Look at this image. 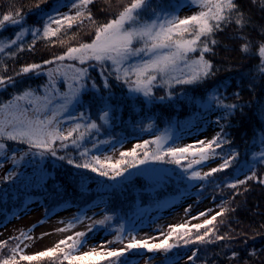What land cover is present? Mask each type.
Masks as SVG:
<instances>
[{
  "label": "snow or ice",
  "instance_id": "1",
  "mask_svg": "<svg viewBox=\"0 0 264 264\" xmlns=\"http://www.w3.org/2000/svg\"><path fill=\"white\" fill-rule=\"evenodd\" d=\"M41 3H47V0H41ZM93 3L94 0H55L51 9H41L37 13L42 21V28L26 26L28 13L21 8H15L14 11L10 8L6 14L0 15V32L6 26L19 27L12 38H0V53H4L13 45L16 46L15 51L7 53L10 58H15L17 52L25 50L21 42L29 32L32 42L28 50L32 51L37 40L41 39L53 44V38H57L58 42L64 45V39L58 34L63 32L67 35L74 26L83 29L85 21H88L91 30L94 31L90 42L68 46L62 54L55 55L42 64L22 66L12 76L3 75L7 71V65L0 60V91L14 86L18 82L17 77H24L30 73L35 76L44 75L47 78L38 88L25 87L14 92L6 101H0V167L3 166V162H10L13 166L8 174L0 178V184L18 182L22 193L31 189L47 192L48 181L54 179L52 172L35 161L36 158L43 161L48 157L64 161L77 170L69 172L67 180L70 184H77L82 192L87 190V181L92 178L86 173L118 181L119 178L127 179L125 173L129 172V169L149 162L174 164L185 174L187 180L205 182H210L209 178L215 173L231 167L239 154L234 149L229 150L227 154L218 151L231 143L221 121H229L227 126L230 127V118L237 111L243 115L244 109L251 107V103L239 102L241 80H237V88L231 93V96L235 97L233 102H228L230 97L227 93L231 78L219 82L199 98L189 96L187 91L173 93L172 89L177 86L200 85L213 79L221 71L208 56L216 55V47L220 44L216 34L234 24L236 34L231 39L242 41L240 52L258 58V63L250 70L251 79L248 85L255 98L254 83L257 79H264V40L256 42V52L253 53V42L244 33V29L252 27L253 22L240 9L236 0H169L166 4L163 0H130L107 22H99L93 17L89 7ZM251 3L253 5L259 3L261 10L264 11V0H251ZM36 7L39 8V4ZM184 7L196 8L197 11L181 17L179 13ZM61 8L68 10L61 11ZM258 31L260 35H264V26H260ZM77 34L74 33L73 36ZM47 65L53 67L45 68ZM92 70L98 72L100 85L91 75ZM244 76L245 74H241V79ZM112 81H115L116 85H122L126 89V94L122 93L117 97L112 91L114 86ZM156 88H163L165 95L156 98L154 96ZM89 93L91 99L85 101L83 97ZM176 96L188 100L198 109L186 121L181 122L184 128H191L197 121H206L208 114L218 111L220 115L214 123L219 125L220 130L211 139H198L186 145L178 143L182 139L179 134L173 136L169 130H165L155 135V139L134 144L130 150L119 151V158L114 161L112 155L101 152L100 148L103 145H111L113 152L118 151L117 145L122 147L123 139L99 141L93 139L91 148L85 146L89 137L98 135L102 127L110 128L113 121L119 119L122 101H134L137 97H143V102L151 104L156 99L160 102L171 101ZM113 100H117V103L113 104ZM93 105L96 106L99 123L92 120L89 115ZM258 112L260 113L258 118L264 123V105L260 106ZM153 127L154 125L149 123L142 130L148 131ZM7 142L26 145L27 150H21L17 159L15 150L10 151ZM252 144L257 146L258 150L251 154L250 161L247 162L251 174H245V179L226 182L223 187L237 189L247 181L264 184V178H258L255 170L257 165H264V127L254 129ZM69 148L77 150L79 159H74L67 153L66 150ZM60 151H65V155H58ZM26 157L31 158L29 163L34 167L30 175L19 171L20 162ZM216 159L222 161L217 167H212L207 172L196 169V166L206 165L208 161ZM62 190L64 185L58 182L53 184L55 194ZM0 193L2 202L7 192L0 189ZM31 201L32 197H28L23 202V207L27 208ZM228 210L226 207L221 208V211L212 215L210 219L191 227L188 222L170 226L167 234L161 232L163 239L158 243H150V240L159 238H139L134 229H126L124 224H120L114 229L115 236L107 241V244H122V248L107 249V246L102 244L101 251L93 248L78 255L80 248L87 243L88 233L110 225L113 219L111 215L105 214L102 219L95 220L86 217L82 211L72 220L62 222L65 226L58 228L57 231L68 232L75 228L77 223H83L88 219L91 222L87 225V232L77 231L60 240L54 247L34 255H26L20 248V243H23L21 237L33 239L29 233L21 232L19 237H15L19 243L10 249L12 255L0 257V264H20L21 261L33 264L44 258H48L51 264H64L65 261L67 264H99L97 258L108 257L114 258L109 264H127L126 260L120 258L132 250L139 249L163 252L167 259V253L179 247L180 241L186 246L234 239L235 237L227 234H217L215 227H208L213 225L217 216L224 215ZM185 211L187 213L188 209ZM206 215L207 213L201 212L193 219ZM193 228L197 233L201 229L207 230L193 237ZM170 240L176 242L169 243ZM6 246L7 241L0 242V250ZM29 246L24 245L25 248ZM196 255L197 252L193 251L188 260H193ZM17 256L19 259H16ZM237 257L236 252L231 254V259Z\"/></svg>",
  "mask_w": 264,
  "mask_h": 264
},
{
  "label": "trees",
  "instance_id": "2",
  "mask_svg": "<svg viewBox=\"0 0 264 264\" xmlns=\"http://www.w3.org/2000/svg\"><path fill=\"white\" fill-rule=\"evenodd\" d=\"M54 2L55 0H47V3H41V0H0V15L6 14L10 8L13 11L15 8H21L25 13H28L26 26L42 28V21L38 18L37 13L41 9H51ZM128 2L130 0H94V3L89 7L97 21L107 22L108 19L113 18L122 10L124 3ZM163 2L166 4L169 0H163ZM236 2L253 22L252 27L244 29V33L253 42L252 52L255 53L256 42L264 40V35H260L258 31L260 26H264V11L261 10L259 3L253 5L251 0H236ZM37 4H39V8L36 7ZM84 24L83 29H78L77 26H74L68 31L67 35L63 32L58 34L60 38L64 39V45H61L57 38H53V44L41 39L37 40L34 50L29 51L28 46L32 41L28 42L24 46V51L17 52L15 58H9L4 61V64L7 65V71L3 75L12 76L22 66L32 63L42 64L43 61L62 54L68 46H76L79 42H90L94 36V31L91 30L88 21H85ZM18 30V26H6L0 32V38L10 39ZM74 33L78 34L73 36ZM30 34V32L27 33V35ZM235 34L236 26L234 24L229 25L223 32L216 34L220 44L216 47V55L208 56V58L216 66L220 67L221 71L213 79L196 86H177L172 89L173 93L187 91L189 96L199 98L204 96L207 91L211 90L219 82L231 78V85L227 89L230 97L228 102L235 100L231 93L237 88V80H241V99L239 102L241 104L251 103V107L244 109L243 115L237 111L230 118V127L227 126L229 121H221L225 125V132L228 133V139L231 143L224 145L223 149H218V151L227 154L229 150L234 149L239 154L238 159L226 171L215 173L213 177L209 178L210 182H205L195 197L197 200H201L211 196L218 201L219 210L217 212H220L221 208L224 207L229 209L224 215L217 216L213 225L208 227H215L219 235L227 234L235 238L215 241L210 244H188L186 246L183 241H180L179 247L167 253V259L165 253L160 252V255H162L159 260L160 263L168 262L172 264L177 262L178 258L187 255L188 252L192 255V252L196 251V257L190 260L192 264H264V184L256 181H247L246 184L239 185L237 189L223 187L239 171L247 167L251 154L258 150V147L252 144L254 129L264 127V123L258 118L260 114L258 109L261 105H264V79H257L254 83L255 98L248 87L251 79L250 70L258 63V58L255 55L246 56L240 52L239 48L242 41L231 39ZM51 67L53 66H45V68ZM227 68L232 70L225 71L224 69ZM241 74H245L243 79H241ZM91 75L96 78L97 84L100 85L98 72L92 70ZM16 79L18 82L14 86H9L5 91L0 92V95L3 96L2 101H6L14 92H18L25 87L38 88L45 83L47 78L44 75L35 76L30 73L27 76L17 77ZM112 84L114 85L112 91L117 97H120L122 93L126 94V89L122 85H116L115 81H112ZM163 95H165L163 88L154 89L156 98ZM83 99L89 101L91 94L84 95ZM112 102L115 104L117 100ZM121 103L123 106L122 111L118 113L119 119L113 121L110 128L102 127L98 135L89 137L85 143L86 147L91 148L93 139L97 141L101 139L120 140L124 137H143L147 135V140H152L155 139V135L165 132V130H169L173 136L176 134L182 136L185 131L203 127L215 113L208 114L206 121H197L191 128H184L181 122L186 121L198 109L193 103L186 99H181L179 96H176L171 101L165 100L164 102L156 99L151 104L143 102V97H137L134 101H122ZM89 115L92 120H96L99 123L95 105L90 109ZM149 123H152L154 127L148 131H143L142 129ZM7 145L10 151L15 150L18 155L21 150H27V147L22 144L7 142ZM150 147L152 146L150 145ZM66 151L74 159H79L76 149L69 148ZM58 155H65V151L58 152ZM28 159L30 160L31 158L28 157ZM35 163L52 172L54 179L48 181L47 192L31 189L26 193H22L19 190L18 183L8 182L0 184V189L7 192V196L0 202V224L25 211L26 208L23 207V202L28 197H32V201L41 205V215L44 218L50 216L64 204H69L78 211L98 204L102 209V216L99 219H102L105 214L113 217L111 224L103 227V230L107 232L110 230L115 233L114 229L119 227L120 224H124L127 229L143 213L156 211L163 207L166 202L184 196L191 191L193 183V181L187 180L185 174L174 164L149 162L140 169V171L144 169L140 174L133 170L134 168H131L129 172L125 173L127 179L119 178L118 181H110L104 177L86 173L92 178L87 181V190L82 192L77 184L68 183L67 174L77 170L66 162L48 157L43 161L36 158ZM255 170L258 178H264V165H257ZM56 182L64 185V190L59 194H55L53 191V184ZM111 185L116 186L110 187ZM206 230L201 229L197 233L195 228H193L192 236L203 234ZM28 231L29 228L22 226L21 231L1 241H7V246L0 250V257L12 255L10 249L19 243L15 237H19L21 232L28 233ZM209 238L213 237H206V239ZM21 240L24 241L25 239L21 237ZM173 242L176 241H169V243ZM225 245L229 247H225ZM89 251L91 250L78 252L77 254ZM233 252L238 254L236 259H231ZM147 253L155 254V252H148L146 249H139L126 253L120 259L126 260L127 264H132L134 259ZM250 253L252 254L250 255ZM16 259H19V256ZM97 259L99 264H109V261L114 258ZM20 264H27V262L21 261ZM33 264H51V261L48 258H44L39 262H33ZM64 264H67V262L65 261Z\"/></svg>",
  "mask_w": 264,
  "mask_h": 264
},
{
  "label": "rangeland",
  "instance_id": "3",
  "mask_svg": "<svg viewBox=\"0 0 264 264\" xmlns=\"http://www.w3.org/2000/svg\"><path fill=\"white\" fill-rule=\"evenodd\" d=\"M67 10V8H61V11ZM195 11H197L196 8L184 7L180 10L179 14L183 17L191 15ZM30 41H32L31 34H26L21 43L25 46ZM15 49L16 46L13 45L11 48L6 49L4 53H0V60L4 63L5 60L10 58L7 53L15 51ZM2 97L3 96L0 95V101H2ZM219 115L220 112L217 111L208 119L203 127L185 131L181 136L182 139H180L178 143L180 145H186L193 143L198 139H211L220 129L219 125L214 123ZM147 138V135L143 137H124L122 138L124 140L123 146L120 147V145H117V148L119 149L118 151L113 152L111 145L101 146L100 151L112 155L114 161L119 158V151L130 150L134 144L143 143L147 140ZM17 159H19L18 154ZM28 160V157H26L19 165V171L25 175H30L34 171L33 164L29 163ZM221 162L222 161L220 159L210 160L206 165L196 166V169L201 172H207L210 168L217 167ZM143 166L144 165H140L133 170H136L138 174H140V172L144 170L140 171ZM12 167L13 166L10 162H3V166L0 167V176L3 177L8 174ZM245 174H250L247 167L239 171L237 175L229 181L245 179ZM204 183L205 181H193L190 192L186 193L184 196L177 197L174 198V200L166 202L163 207L157 209L156 211L143 213L140 217L135 219L127 229H134L135 234H137L139 238L157 237L159 239L150 240V242L158 243L159 240L163 239L161 232L167 234L170 226L188 222L189 227H191L197 223H203L205 219H209L211 215L219 210L218 201L214 200L211 196H207V198L201 200H197L195 198ZM186 209H188L187 213L185 211ZM82 211L86 217L95 220H98L100 216H102V209L98 206V204L88 206ZM82 211L74 209L69 204H64L56 209L50 216L44 218L41 215V205L35 201H31L25 211L20 212V214L11 217L10 220L0 224V242L6 240V238L10 237V235L18 233L21 231L22 226H24L31 230L28 231V233L33 239H25L20 245V248L23 249V253L26 255H34L38 252L45 251L54 247L60 240L65 239L69 235H73L77 231L87 232V225L91 222L88 219H85L83 223H77L76 227L68 232L57 231L58 228L65 226L62 222L72 220L74 216L80 214ZM201 212H205L207 215L200 216L199 219H193V217H197ZM41 221H43V223H41ZM114 236L115 233L110 230L107 232L103 230V228H97L93 232L88 233L86 238L87 243L80 248L79 252L92 250L93 248L97 251H101L102 249L100 246L102 244H105L107 249H120L123 247L122 244H107V241L112 240ZM26 244L30 246L25 248L24 245ZM161 256L160 252H155V254L147 253L144 254V256L134 259L132 264H170L168 262L160 263L159 260L161 259ZM189 256H191L190 252H188L187 255L178 258L177 262L172 264H192L191 261L188 260Z\"/></svg>",
  "mask_w": 264,
  "mask_h": 264
}]
</instances>
